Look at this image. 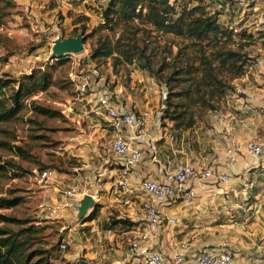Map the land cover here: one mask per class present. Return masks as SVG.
<instances>
[{
	"label": "rangeland",
	"instance_id": "1",
	"mask_svg": "<svg viewBox=\"0 0 264 264\" xmlns=\"http://www.w3.org/2000/svg\"><path fill=\"white\" fill-rule=\"evenodd\" d=\"M56 1L61 0L39 1V4L43 3L41 12L46 19L32 21L29 16L32 6L19 0H0V77L8 81L4 86L6 95L10 94L13 84L17 87L9 79H19L33 69H46L51 74V82L45 90L33 91L25 96L18 114L8 121L0 122V166L3 167L0 170V196H17L20 199L16 206L0 209V213L26 218L28 224L37 226L35 234L41 245L48 249V263L64 264L78 259V256L71 257L77 243L70 231H77L76 226L82 221L76 218L77 210L73 213L72 221L58 211L64 208L63 201H69L64 191L69 186L77 192L88 190L92 178L84 179V173L91 172L96 176L99 167L114 165L108 149L111 129L108 125L106 130L98 128L96 123L99 120L105 123L103 117L100 118L94 110H90L89 104L83 99L88 93H81L77 89L82 72L94 69L100 87L117 94L122 86L124 92L132 93L134 99L143 94L145 86L147 89L149 87L146 98L149 105L153 104L152 96L158 97L157 108H152L153 121L159 118L158 127L170 138L171 145L176 146L180 142L179 138L183 137L190 150H196L198 146L208 143L207 129L211 126L208 116L220 110L225 96L229 93L246 95L236 91V87L244 85L235 79L248 74L252 82L257 60H264V1L178 0L175 3L177 9L181 5L189 7L200 3L209 14L217 16L221 25L232 29L233 46L238 45L236 47L246 52L248 57L246 72L231 81L233 89L219 100L217 109H205L197 113L193 125L189 127L163 116L167 86L155 73L159 66L163 76L170 72L173 55L185 39L153 31V35L144 40L147 42L146 52L150 53L152 70L141 67L140 62L145 59H140V62L136 59L132 63H115L111 56L95 61L91 59L90 53L98 37L108 34L114 38L121 29L118 26L113 29L104 26L101 9L106 2L93 8L92 14L96 18H92L78 12H45L47 6L52 8ZM77 33L84 36L85 49L56 60L53 56L55 40ZM134 70L138 71L139 77H143L142 80L139 78L138 86L129 84ZM93 116L98 120H94ZM44 169L52 171L47 183L39 182L36 176L38 171ZM114 221L111 220V223ZM107 224L106 221L98 228L99 234L96 237L95 234L94 237L86 234L81 239V243L90 239L92 245H107L105 259L99 263L98 259H92V262L87 261L86 264H110L114 256L113 249L109 248L110 242L115 237L118 239L120 230L117 228L114 235L110 236L112 239H109L103 231ZM62 243L66 244L64 248L60 246Z\"/></svg>",
	"mask_w": 264,
	"mask_h": 264
},
{
	"label": "crops",
	"instance_id": "2",
	"mask_svg": "<svg viewBox=\"0 0 264 264\" xmlns=\"http://www.w3.org/2000/svg\"><path fill=\"white\" fill-rule=\"evenodd\" d=\"M19 1L32 6L29 14L32 21L46 19L41 12L42 2L46 0ZM39 1L42 2L39 4ZM106 1L61 0L56 1L51 9L47 6L45 12H78L96 18L92 14L93 8H98V5ZM256 2L261 3L259 0ZM254 68L252 82L248 74L235 79L244 85L236 87V91L246 95L227 94L220 110L209 114L211 126L207 129L208 143L198 146L196 150H190L183 137L179 138L180 142L176 146L171 145L170 138L158 127L159 118L153 121L152 112L157 108L158 97L152 96V103L155 105H149V100L146 99L149 87L147 89L145 86L143 94H139L140 97L136 99L132 93L124 92V87H119L116 94L119 108L144 113L149 121L146 133L139 139L132 137L133 128L125 127L120 131L129 139L132 147L142 151L143 157L131 168L124 188L115 184L119 171L118 157L111 153L109 142L108 149L114 165L99 167L96 176L91 172L84 173V179L92 178L91 186L88 190L75 193L78 199L84 194H90L94 205L83 218L80 219L77 215L76 218L82 221L77 222V231H70L77 243L72 258L78 256L89 262L98 259V263L105 259L106 244L92 245L90 239L85 243L80 241L86 234H92L91 237L95 234L96 237L99 234L98 228L107 221L106 229L103 230L107 237L113 236L117 228L120 230L118 239L115 237L110 242L109 248L114 251L110 264H144L140 257L131 262L127 251L129 239L136 233L143 218L140 204L144 193L139 186L140 181L144 177L161 180L165 171L177 165L192 163L197 167H208L217 174L226 172L229 178L223 182L191 178L188 183L195 191L192 204L179 201L168 206H158L161 213L175 217L177 223L165 225L159 238L151 243L152 247L160 250L167 258L182 253L184 259L179 264H198L197 254L201 249H217L226 241L235 264H264V152L253 156L245 149L246 142L257 139L264 129V60H257ZM139 78L142 80L143 77H139L138 71L134 70L129 84L138 86ZM107 90L97 86V89L83 97L90 110L97 108V97ZM97 115L103 117L105 123L102 124L99 120L96 124L104 130L108 125L107 118L102 112ZM93 119L98 120L95 116ZM110 132L112 137L114 131ZM231 150L234 153L233 161L228 160V152ZM62 204L63 210L58 211L64 218L72 221L77 207L64 201ZM109 218L118 221L112 224ZM109 228L113 231L108 232ZM145 245L146 243L141 242V248Z\"/></svg>",
	"mask_w": 264,
	"mask_h": 264
},
{
	"label": "trees",
	"instance_id": "3",
	"mask_svg": "<svg viewBox=\"0 0 264 264\" xmlns=\"http://www.w3.org/2000/svg\"><path fill=\"white\" fill-rule=\"evenodd\" d=\"M177 1L107 0L101 9L104 26L121 29L114 38L108 34L99 36L90 56L95 61L112 56L115 63L145 59L140 62L141 67L152 70L144 40L153 35V31L185 39L173 55L170 72L163 76L159 66L155 73L167 86L163 116L189 127L197 113L217 109L219 100L233 89L231 81L246 72L248 57L236 47L238 45L233 46L232 29L221 25L216 15L209 14L200 3L189 7L181 5L177 9ZM61 58L63 55L55 57L56 60ZM50 78L46 69H33L19 79H9L17 87L13 84L10 94L6 95L4 86L8 81L0 77V122L14 118L22 99L33 91L45 90ZM2 168L0 166V170ZM19 202L17 196H0V209L11 208ZM28 222L26 218L0 213V264H49L48 249L35 234L37 226ZM86 263L79 257L64 264Z\"/></svg>",
	"mask_w": 264,
	"mask_h": 264
},
{
	"label": "built area",
	"instance_id": "4",
	"mask_svg": "<svg viewBox=\"0 0 264 264\" xmlns=\"http://www.w3.org/2000/svg\"><path fill=\"white\" fill-rule=\"evenodd\" d=\"M63 56L65 57L67 54ZM81 75V80L77 86L79 92L89 93L97 89V86L100 87L98 85L99 80L95 79L97 74L94 69L84 71ZM96 100L98 106L94 109V112L96 114L104 113L108 127L114 131L109 140V149L113 155L118 157L119 173L115 184L119 188H124L127 185V176L131 168L142 159L143 153L140 149L132 147L129 139L122 135L120 131L125 127L133 128L134 134L132 137L139 139L146 133L149 121L144 113L139 114L119 108L115 93L103 91ZM245 149L253 156L264 152V129L257 139L246 142ZM228 160H234L232 150L228 152ZM36 176L39 182L47 183L52 176V171L44 169L38 171ZM191 178L223 182L229 178V175L226 172L217 174L208 167H197L192 163H188L177 165L175 168L165 171L161 180L150 177L141 179L139 186L144 193V198L140 207L143 218L136 233L129 239L128 255L131 262L140 257L144 264H179L184 259L182 253H176L167 258L160 250L152 247L151 243L159 238L165 225H175L177 223L175 217L161 213L158 206H168L179 201L188 204L193 203L195 191L188 183ZM64 193L69 197L67 204L76 206L78 210L82 197L78 199L72 187H68ZM112 231V228L108 229V232ZM141 242L146 243L144 248H141ZM60 246L64 248L66 244L62 243ZM76 260L72 259L70 262ZM197 261L198 264H235L233 253L228 248L226 241L221 243L217 249H201L197 254Z\"/></svg>",
	"mask_w": 264,
	"mask_h": 264
},
{
	"label": "water",
	"instance_id": "5",
	"mask_svg": "<svg viewBox=\"0 0 264 264\" xmlns=\"http://www.w3.org/2000/svg\"><path fill=\"white\" fill-rule=\"evenodd\" d=\"M84 36L82 33H77L74 36L60 38L55 40L53 48V56L60 57L64 54L79 53L84 50ZM94 205V199L90 194H84L80 199L78 206V218H83L90 207Z\"/></svg>",
	"mask_w": 264,
	"mask_h": 264
},
{
	"label": "bare ground",
	"instance_id": "6",
	"mask_svg": "<svg viewBox=\"0 0 264 264\" xmlns=\"http://www.w3.org/2000/svg\"><path fill=\"white\" fill-rule=\"evenodd\" d=\"M84 49H85V45H84Z\"/></svg>",
	"mask_w": 264,
	"mask_h": 264
}]
</instances>
